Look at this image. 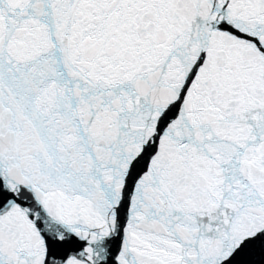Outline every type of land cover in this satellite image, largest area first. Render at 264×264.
<instances>
[{
    "label": "snow or ice",
    "instance_id": "6c2138e0",
    "mask_svg": "<svg viewBox=\"0 0 264 264\" xmlns=\"http://www.w3.org/2000/svg\"><path fill=\"white\" fill-rule=\"evenodd\" d=\"M0 264H264V0H0Z\"/></svg>",
    "mask_w": 264,
    "mask_h": 264
}]
</instances>
